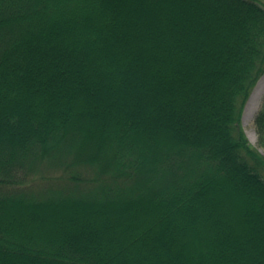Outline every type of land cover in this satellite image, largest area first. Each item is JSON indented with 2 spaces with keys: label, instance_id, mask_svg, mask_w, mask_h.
Returning a JSON list of instances; mask_svg holds the SVG:
<instances>
[{
  "label": "trees",
  "instance_id": "16d2710c",
  "mask_svg": "<svg viewBox=\"0 0 264 264\" xmlns=\"http://www.w3.org/2000/svg\"><path fill=\"white\" fill-rule=\"evenodd\" d=\"M263 75L264 0H0V264H264Z\"/></svg>",
  "mask_w": 264,
  "mask_h": 264
},
{
  "label": "rangeland",
  "instance_id": "374dc122",
  "mask_svg": "<svg viewBox=\"0 0 264 264\" xmlns=\"http://www.w3.org/2000/svg\"><path fill=\"white\" fill-rule=\"evenodd\" d=\"M264 98V75L258 80V82L256 83L254 89L252 90L246 105L244 107L243 110V114H242V120H241V124H242V128L243 131L248 139V141L255 147L257 148L260 153L264 156V149L262 147H260L257 144L256 141V135L254 132V126H253V119L254 116L256 114V112L259 110L262 100ZM250 104V110L248 113L245 114V109L247 107V105ZM42 176H46L45 179H41L36 176L31 177V179H29V185H31L30 187L34 190H40L42 188H44L46 186L47 182V178L51 177L52 175H47V173L43 174ZM49 176V177H47ZM57 177V175H54Z\"/></svg>",
  "mask_w": 264,
  "mask_h": 264
},
{
  "label": "bare ground",
  "instance_id": "6f19581e",
  "mask_svg": "<svg viewBox=\"0 0 264 264\" xmlns=\"http://www.w3.org/2000/svg\"><path fill=\"white\" fill-rule=\"evenodd\" d=\"M250 110V104L247 105L246 109H245V114L248 113Z\"/></svg>",
  "mask_w": 264,
  "mask_h": 264
}]
</instances>
